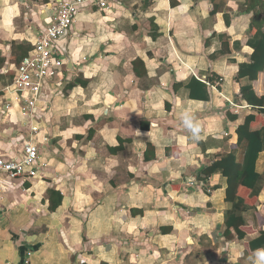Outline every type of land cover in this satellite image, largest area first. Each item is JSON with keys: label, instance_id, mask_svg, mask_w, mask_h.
<instances>
[{"label": "crops", "instance_id": "1", "mask_svg": "<svg viewBox=\"0 0 264 264\" xmlns=\"http://www.w3.org/2000/svg\"><path fill=\"white\" fill-rule=\"evenodd\" d=\"M58 2L0 0V158L14 159L31 142L39 165L35 179L0 187V264H24L22 256L27 264H264V256L246 250L264 231V153L256 163L262 181L255 208L241 198L226 202L219 172L199 181L201 168L216 160L241 159L236 129L255 114L236 102L250 84L236 80L253 52L245 24L227 27L224 20L243 0L82 7L69 30L76 72L57 78L36 112L26 111L25 93L11 88L13 70ZM151 23L156 39L148 34ZM221 39L228 53L218 57ZM71 79L86 85L48 99ZM191 79L208 86V101L190 98ZM228 110L236 120L226 123ZM52 186L63 200L48 213L44 198ZM229 212L255 234L228 242Z\"/></svg>", "mask_w": 264, "mask_h": 264}, {"label": "trees", "instance_id": "2", "mask_svg": "<svg viewBox=\"0 0 264 264\" xmlns=\"http://www.w3.org/2000/svg\"><path fill=\"white\" fill-rule=\"evenodd\" d=\"M215 13L214 10L211 15ZM224 20L227 27L232 24L236 27L245 24L246 44L253 52L248 58L249 63L239 66L236 80L248 78L250 84L240 88L236 102L244 101L252 107L255 114L248 115L244 123L236 129L238 136L237 145L242 153L241 159L236 161L233 154H228L216 160L214 163L201 168L199 181H207L212 175L219 172L227 181L225 201L234 203L237 198H241L243 200H241L242 204L255 208L259 204L257 195L261 189L260 183L262 181L261 176L256 171V163L259 155L264 153V141L262 139L264 133V0H243L239 4L237 14H224ZM148 34L152 39H156L158 36V28L152 23ZM227 47L228 41L221 39V49L218 52L220 56L218 57L228 53ZM213 77L219 79L218 77ZM209 81V84H212L213 78L209 79ZM66 83L60 86L63 89L61 92H50L48 99L51 100L56 95L67 97L68 93L77 85H86V83L77 79H71ZM186 88L190 91L189 96L191 99L203 101L210 99L208 86L198 80L191 79ZM36 110L33 111L36 112ZM225 115L223 118L226 123L236 120V116L229 114V110L226 111ZM35 117L39 118L37 114ZM147 148H149V145H147ZM44 199L48 203V213H54L61 205L63 196L52 186L47 190ZM261 213L264 214V208ZM258 224H260L259 227L264 226V220H261ZM224 225L225 231L223 235L228 242H232L234 239L242 241L247 235L255 234L252 225L246 224L240 215L233 212L225 215ZM170 231L171 229L162 232L165 234ZM63 243L68 247L64 241ZM246 250L250 255L260 254L264 251V231L260 230L259 237L249 242ZM223 253L225 257V247ZM22 261L27 264L25 256H22Z\"/></svg>", "mask_w": 264, "mask_h": 264}, {"label": "built area", "instance_id": "3", "mask_svg": "<svg viewBox=\"0 0 264 264\" xmlns=\"http://www.w3.org/2000/svg\"><path fill=\"white\" fill-rule=\"evenodd\" d=\"M86 5L104 12L109 9L108 0H59L53 16L46 22L44 33L14 68L11 88L17 93H25L24 110H35L37 101L51 90L54 81L64 79L66 59L55 41L66 35L77 12ZM38 173V151L31 142H24L21 153L14 159L0 158V187L2 182L17 178L35 179Z\"/></svg>", "mask_w": 264, "mask_h": 264}, {"label": "water", "instance_id": "4", "mask_svg": "<svg viewBox=\"0 0 264 264\" xmlns=\"http://www.w3.org/2000/svg\"><path fill=\"white\" fill-rule=\"evenodd\" d=\"M71 39V33L70 31H67L66 35L55 41V44L57 48L60 50L64 58L66 59V69L70 72H76V69L74 68V65L72 63V58L70 57L68 53V44Z\"/></svg>", "mask_w": 264, "mask_h": 264}, {"label": "clouds", "instance_id": "5", "mask_svg": "<svg viewBox=\"0 0 264 264\" xmlns=\"http://www.w3.org/2000/svg\"><path fill=\"white\" fill-rule=\"evenodd\" d=\"M260 255H261V256H264V252H261Z\"/></svg>", "mask_w": 264, "mask_h": 264}]
</instances>
